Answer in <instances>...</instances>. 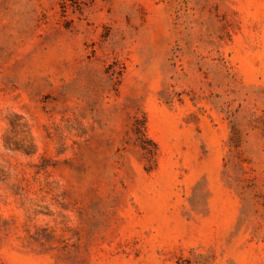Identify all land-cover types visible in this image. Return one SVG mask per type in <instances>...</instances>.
Segmentation results:
<instances>
[{
    "label": "rangeland",
    "instance_id": "obj_1",
    "mask_svg": "<svg viewBox=\"0 0 264 264\" xmlns=\"http://www.w3.org/2000/svg\"><path fill=\"white\" fill-rule=\"evenodd\" d=\"M0 264H264V0H0Z\"/></svg>",
    "mask_w": 264,
    "mask_h": 264
}]
</instances>
